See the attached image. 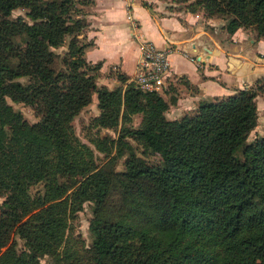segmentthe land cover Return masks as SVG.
Here are the masks:
<instances>
[{
    "label": "trees",
    "instance_id": "trees-1",
    "mask_svg": "<svg viewBox=\"0 0 264 264\" xmlns=\"http://www.w3.org/2000/svg\"><path fill=\"white\" fill-rule=\"evenodd\" d=\"M78 1L0 0V192L7 194L0 264H45L47 253L56 255L53 264H264V135L247 140L259 89L202 99L194 113L171 119L165 111L176 101L174 85L165 98L117 73L122 84L98 88L102 62L85 56L94 42L81 36L89 23ZM16 8L26 17L12 18ZM188 10L227 16L228 33L254 25L264 37V0H195ZM64 43L55 68L52 48ZM93 92L98 124H122L116 145L125 168L118 174L97 166L71 124ZM7 97L36 105L40 120L29 123ZM133 113L142 114L140 125L125 126ZM127 136L156 147L160 161H140ZM38 182L43 191L31 194ZM113 186L129 209L107 217L98 210ZM85 201L96 211L88 262L66 245L58 250L69 216ZM12 232L24 249L10 244Z\"/></svg>",
    "mask_w": 264,
    "mask_h": 264
},
{
    "label": "crops",
    "instance_id": "crops-1",
    "mask_svg": "<svg viewBox=\"0 0 264 264\" xmlns=\"http://www.w3.org/2000/svg\"><path fill=\"white\" fill-rule=\"evenodd\" d=\"M143 1L93 0L86 9L89 27L83 35L94 44L85 56L101 61V70L111 68L129 81L141 54L139 41L130 35L128 14L134 16L142 38L173 48L161 93L168 98L174 85L176 101L170 104L174 118L196 109L202 99L225 97L264 76V37L248 38V29L242 27L228 33L212 23L215 17L206 19L189 11L162 13V5L152 3L156 0H145L153 4L152 9Z\"/></svg>",
    "mask_w": 264,
    "mask_h": 264
},
{
    "label": "rangeland",
    "instance_id": "rangeland-1",
    "mask_svg": "<svg viewBox=\"0 0 264 264\" xmlns=\"http://www.w3.org/2000/svg\"><path fill=\"white\" fill-rule=\"evenodd\" d=\"M193 1L195 0H156L154 2L152 1V3L156 5L161 4L163 8L162 13L169 12L172 14L177 11H189V4ZM143 2H146L147 6L152 9V3H148V1L145 0ZM89 6L90 4L82 3V0H79L77 2V7L83 9L85 12H87L86 9ZM194 13H200L201 17H205L206 19L215 17V21H217H211L212 23L217 24L216 27L218 29L221 26H224L227 18V16L222 15L208 16L203 12V10H197ZM20 15L25 16L24 8L14 9L12 11L11 17L15 18ZM245 29H248V38L254 36L255 34V36H258L257 30L254 25ZM81 36H84L83 33L81 34ZM22 38L23 37L21 36H16L15 41L17 43H22ZM66 45L67 43H64L58 47L52 48L53 52L55 53V61H53L52 63L53 67H61V62L64 51L66 50ZM26 79V77L21 78L22 81H25ZM95 82L98 88L101 86H107L110 89L122 84V82L118 79L116 71L112 70L111 68L105 70L99 69L95 76ZM251 87H257L259 89L256 98V101H258L256 102L258 108V119L257 124L248 135V141H251L257 136L264 135V76L255 81L254 85ZM6 99L15 109L21 111L23 118L29 123H34L40 120L41 114L40 112H38L36 105H31L22 101H13L9 97H7ZM170 107L171 105L169 106V108ZM169 108L165 111V116L172 119L174 118V110L173 108ZM196 109H192L187 113H194ZM100 111L101 109L98 105L97 93L93 92L89 102L76 113L71 121V124L79 140L91 148L93 159L97 166L109 167L114 173L118 174L125 168V154L122 153L116 145L117 136L122 124L120 122L118 125L112 127L102 126L98 124L97 118L100 115ZM141 118V113H133L131 114L130 119L124 121V125L128 127H137L140 125ZM104 139L107 140L104 142ZM125 139L133 146L136 151L137 158L140 161H144L147 163H157L160 161V154L156 147L152 146L150 148H147L136 139L129 136H127ZM112 141L114 143H111ZM29 190L30 193L34 195L38 192H42L43 183L38 182L30 186ZM6 196V192H0V213L3 210V202L5 201ZM126 200L127 199L124 193L116 186H113L111 188L109 197L100 207L101 209L98 210V213L107 217H118L124 214L129 209L128 204L124 203L126 202ZM95 214L96 211L93 201H85L81 209L77 210L73 215L69 216L67 220V226L65 228L64 243H62V245L58 247V250L61 251L66 245L67 248L78 251V253L81 255L82 262H88V257L90 254L89 248H91V234L89 225L92 217ZM10 244L14 245L18 250H22L25 248L24 239L16 232H12ZM40 261L45 264H53L56 261V255L50 253L44 254L40 256Z\"/></svg>",
    "mask_w": 264,
    "mask_h": 264
},
{
    "label": "built area",
    "instance_id": "built-area-1",
    "mask_svg": "<svg viewBox=\"0 0 264 264\" xmlns=\"http://www.w3.org/2000/svg\"><path fill=\"white\" fill-rule=\"evenodd\" d=\"M130 35L139 41L141 54L135 73L130 79L135 86L143 90L162 92L166 87L167 73L170 66L169 55L173 51L170 45L157 46L152 40L140 36V23L128 14Z\"/></svg>",
    "mask_w": 264,
    "mask_h": 264
}]
</instances>
